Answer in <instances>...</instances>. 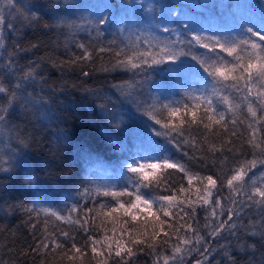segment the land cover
Wrapping results in <instances>:
<instances>
[{"label": "trees", "instance_id": "obj_1", "mask_svg": "<svg viewBox=\"0 0 264 264\" xmlns=\"http://www.w3.org/2000/svg\"><path fill=\"white\" fill-rule=\"evenodd\" d=\"M12 4L20 11H13L12 15L8 16L11 6L7 0H0V10L6 16L5 25L2 26L5 48L8 52H17L16 60L21 69L26 68L30 62L33 67L39 65V75L31 82V86L27 87V91L37 100L43 97L42 104H47V107L38 105L26 109L18 108L10 118L8 126H0V161H3L0 164V264H99L102 259L106 264H156L157 256L161 258L162 264V258L171 255V246L176 243L175 238L166 248L157 245L158 252L153 254L146 246L143 251H139L125 236L123 239L126 247L133 249V256L128 257L125 254L123 260L116 257L113 242L111 257H108L107 248H101L99 245L98 252H103L104 256L94 257L90 247L85 248L84 245L90 244L89 236L101 239L105 234L104 230L94 228L91 232H85L80 225L74 223L77 219L83 222L85 204L87 207L94 206L90 199H81L77 195L88 186L89 181L97 184L122 183L123 181L118 179L121 165L126 164L137 152L142 155L150 153L151 145L148 142L146 126L154 125L155 121L148 115L147 105L137 102L147 98L153 81L162 82L166 79V74L160 71L164 65L154 66L156 70L150 69L148 75L141 73L134 76L131 70L122 69L104 71L110 67L112 56L108 52L99 53L96 49L108 48L112 40L119 41L122 38L121 28H127L123 37H132L133 42L136 35L148 31L155 33L159 40L186 42L191 39L193 29L203 30L204 35L211 36L220 31H227L241 19L264 18V0H12ZM32 4L41 7L39 10L27 7ZM104 5L113 6L116 21L101 25L102 31L98 33L93 30V12L77 6L102 11ZM33 12L36 16L25 18ZM127 12H134L137 24L129 23L132 16ZM80 17L84 20L79 19ZM61 18L73 20L83 27L68 28L58 23ZM8 21L14 24V28H7ZM85 21H91V26ZM157 25L160 29L169 27L172 31H157ZM127 42L126 39L125 43ZM80 43L89 46L92 59L72 65L68 63L70 59L83 53V50L76 46ZM16 45L27 51L17 50ZM32 45L36 47L33 48ZM195 47L198 51H204L198 46ZM5 48H0V79L4 77L5 64L9 59ZM82 72H88L89 75L84 76ZM9 79L11 85L17 83L15 78ZM141 80L147 81L143 85V96L134 93L132 98H128L113 88L117 83L132 84ZM4 82L8 84L7 80ZM167 87L173 94L166 98L161 96L163 103L168 100H181L186 91L182 87L172 90L171 83ZM197 87L202 85H191L192 89ZM151 94H156L155 89H152ZM3 96L4 94L0 93V97ZM148 103L152 101L148 100ZM157 118L165 119L166 113L163 117L158 114ZM239 118L244 119V114ZM248 122L246 120L243 127L238 126L239 131L245 132L243 137L234 140L238 148L247 139L245 129ZM155 127L159 129L160 125ZM193 135L197 136L198 141L202 139V136L195 132ZM185 136H188L187 132ZM21 139H25L26 146L20 144ZM156 140L165 145L174 162L183 163L193 175H214L216 178L215 174H219L222 177L231 164L232 156L225 153L229 156V164H226L222 171L219 160L223 157L206 152L207 144H202L201 150H194L186 144L177 148L167 143L164 137H157ZM210 142L219 147L217 140ZM244 151L248 152L249 149L245 147ZM248 158L251 159V156ZM9 160L11 163H8ZM169 171L174 180H181L182 173ZM183 186L185 189L189 188L186 180L183 181ZM176 187L178 188L179 184ZM198 188L202 189V185L194 181L191 191L183 194L177 192V198L196 200L199 195H203L202 191L197 192ZM170 194V191L160 190L152 193L156 197ZM220 195L224 207H230L226 186ZM77 201L81 204V211L69 217L68 209ZM33 207L39 212V216L36 211H29ZM46 208L53 209L63 219L49 216L43 211ZM140 208L143 211L138 220H142L143 216L149 213L155 214L150 215L149 219H155V216L166 219L160 205L155 202L151 209L144 205H140ZM256 211L254 208L253 213ZM209 212L207 208L197 207L194 216L189 211L185 221H181L185 223L190 220L193 228L199 230L206 241L197 246L200 252L192 251L186 254L184 264H196L198 260L201 264H264V239L259 235L246 236L241 232V240L232 241L231 249H222V245L229 243V240L212 237V229L204 228ZM220 219H227V216L224 215ZM255 219H259V216H255ZM101 223V218H97L96 224ZM243 223L248 224L247 215ZM116 227L115 239H120L119 225ZM45 228L47 234L55 233L57 242L63 245V248L55 252H46L42 246L37 251L32 250L37 247V240L45 235ZM103 228L107 230L109 237L113 236V225L110 221H103ZM142 228V225H137L138 230ZM165 231H168L167 226ZM245 231L251 229L246 228ZM61 232H67L69 236L62 237ZM187 235L191 236V233ZM223 235L227 237L228 234L225 232ZM73 237L77 246L84 252V255L75 261L68 258L72 256L71 252H68L67 256L64 255L71 247ZM241 245L244 247L241 248ZM204 248L209 251L201 255Z\"/></svg>", "mask_w": 264, "mask_h": 264}, {"label": "snow or ice", "instance_id": "obj_2", "mask_svg": "<svg viewBox=\"0 0 264 264\" xmlns=\"http://www.w3.org/2000/svg\"><path fill=\"white\" fill-rule=\"evenodd\" d=\"M7 3L11 6L8 16H11L13 11H20L12 4V0H7ZM27 7L39 10L41 6L32 4ZM77 7L93 12L95 15L93 30L98 33L102 31L101 25L116 21L115 13L112 11L113 6L104 5L102 11ZM127 14L132 16L130 24L138 23L134 12ZM34 16H36L35 12L25 18L31 19ZM79 19L84 20L83 17ZM5 21L6 16L0 10V48H5L2 35ZM58 23L68 28L83 27L65 18H61ZM85 23L91 26V21ZM6 26L8 29L14 28L11 21H8ZM187 27L186 24L185 28ZM156 28L163 33L172 31L169 27L160 29L159 25ZM126 31L127 28H121L122 38L119 41H110L108 48L96 49L99 53L108 52L112 56L110 67L105 68L104 71L122 69L131 70L134 76L141 73L148 75L150 69L156 70L154 66L164 65L160 71L166 74V79L162 82L153 81L147 98L137 102L147 105L148 115L155 121L154 125L146 126L148 142L151 145L150 153L142 155L137 152L127 160L126 164L121 165L118 179L123 181L122 183L97 184L89 181L88 186L77 194L81 199H90L94 206L87 207L85 204L83 222L77 219L74 223L80 225L85 232H91L94 228L105 232L99 240L89 236L90 244H85L84 247H90L94 257L104 256L103 252H98V245L101 248L106 247L108 257H111L115 242L114 254L123 260L125 254L128 257L134 255L133 249L126 247L123 239L125 236L138 247L139 251H143L146 246L153 254L158 252L157 245L166 248L175 238L176 243L171 246V255L164 256L162 264H184L186 254L192 251L200 252L197 246L202 242L206 243L205 237L200 235L199 230L193 228L190 220L181 223L188 217L189 211L194 216L197 207L210 210L208 222L204 225L205 229H212L210 235L229 240V243L222 245V249H231L232 241L241 240V232L246 236L259 235L264 239V18L241 19L227 31H220L211 36L204 35L203 30L193 29L191 39L186 42L159 40L151 31L136 35L133 42L132 37H123ZM126 39L127 43H125ZM76 46L82 49L83 53L70 59L68 63L76 65L92 59L89 46L83 43ZM195 46L204 51H198ZM32 47L35 48L36 45ZM15 48L19 51H27L20 45H16ZM185 48L187 51H184ZM5 53L9 59L5 64L4 77L0 79V93L4 94L0 97V126L6 128L18 108L26 109L38 105L47 107V104H42L43 97L37 100L27 91V87L31 86V82H34L39 75L37 71L39 65L33 67L30 62L26 68L21 69L16 60L17 52H8L5 48ZM82 74L89 75L88 72ZM9 78H15L17 83L11 85ZM5 80L8 81L7 85ZM146 82V80L132 84L122 82L114 84L113 88L121 95L132 98L134 93L145 95L143 85ZM169 83L173 86L172 90L182 87L186 91L181 100H168L167 103H163L161 96L166 98L173 94L167 87ZM193 83H199L202 87L192 89ZM152 89H155V95L151 94ZM148 100L152 103H148ZM185 100L187 102H184ZM164 113H166L165 119L157 118L158 114L163 117ZM241 114H244V119L239 118ZM246 120L249 121L245 129L247 139L238 148L234 140L245 135V132L239 131L238 126L243 127ZM155 125H160V128L156 129ZM194 132L201 135L202 139L198 141L197 136L193 135ZM157 137H164L167 143L177 148L186 144L194 150H201V145L207 144L206 152L223 157L219 160L222 171L224 166L229 164V156L225 153L232 156L231 164L222 177L219 174H215L216 178L214 175H193L183 163L173 161L165 145L159 144L156 140ZM213 139L219 142V147L216 143L210 142ZM20 144L26 146L25 139H21ZM245 147L249 149L248 152L244 151ZM249 155L251 159L248 158ZM2 163L3 161H0V164ZM8 163H11V160ZM169 170L182 173L181 180H174ZM185 180L189 185L188 189L183 186ZM194 181L202 185V189L198 188L197 192L202 191L203 195H199L196 200L187 197L183 200L178 199L176 193L190 192ZM177 184H179L178 188ZM225 186L229 192L227 200L231 204L228 208L221 203L220 194ZM157 190L170 191L171 194L153 196L152 193ZM154 202L160 205V210L166 219H161L159 216L149 219L150 215H155L149 213L144 215L142 220H138V216L143 211L140 205L151 209ZM254 208L257 209L255 213H253ZM29 211H36L39 216L35 207ZM43 211L49 216L63 219L51 208ZM80 211L81 204L77 201L68 209L69 217L74 213L79 214ZM249 213L251 215H248ZM224 215L227 219L221 220L220 217ZM246 215L247 225L243 223ZM255 216H259V219H255ZM97 218H101L100 225L96 224ZM105 220L113 225L112 237H109L107 230L103 228ZM138 224L143 226L142 230L137 229ZM117 225L120 229V239H115ZM165 226L168 231H165ZM246 228L251 231H245ZM225 232L228 234L227 237L223 235ZM188 233H191V236L187 235ZM60 236L67 238L69 233L61 232ZM36 244L37 247L32 249L33 251L39 250L41 246L46 252L48 250L55 252L63 248V245L57 242L55 233L47 234V228L43 238L38 239ZM240 247L243 248L244 245ZM208 251V248H204L200 254L204 255ZM68 252L72 253L68 258L73 261L84 255L74 237L71 247L64 252V255L67 256ZM160 259L157 256L156 264H160ZM229 260H231L230 256ZM99 264H106V261L102 259ZM196 264H201V261L198 260Z\"/></svg>", "mask_w": 264, "mask_h": 264}]
</instances>
